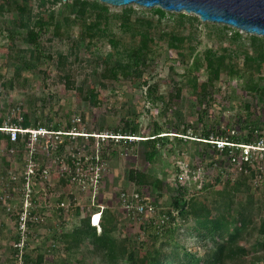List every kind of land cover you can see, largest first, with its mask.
<instances>
[{"label": "trees", "instance_id": "16d2710c", "mask_svg": "<svg viewBox=\"0 0 264 264\" xmlns=\"http://www.w3.org/2000/svg\"><path fill=\"white\" fill-rule=\"evenodd\" d=\"M33 1L0 0V16L11 13L6 20L10 38L7 54L13 61L17 77L24 72L35 74L44 61H55L66 87L77 90L79 97L90 106L100 105L102 90L128 81L140 88L151 102L161 106L165 120L155 122L153 129L144 132L134 108L130 107L128 115H123L118 124L95 125V131L88 133L76 123V113L74 120L71 114L64 116L66 122L63 123L57 120L60 114L43 111L41 115L36 101L27 102V106L22 102L17 116L9 123L0 113V210L12 217L15 228L16 211L22 208L27 176L24 167V171L17 172L20 176L13 178L12 169L15 159L27 164L29 134L18 135L13 141L1 128L11 125L45 127L60 132L59 138L54 136L50 143L40 138L35 145L32 159L36 167L30 180L31 213L36 219L28 222L22 250L15 246L21 237L15 230L10 244L11 264H20L17 256L20 252L21 264H51V251L54 252L51 254L53 262L59 264H264V153L257 150L244 160L241 158L243 147L237 146L254 145L264 139V126L253 121L254 107L264 109V36L158 6L127 5L116 18L112 11L114 5L100 0H41L44 11L37 14L32 7ZM56 5L60 6L55 8ZM199 25L218 32L222 46L214 44L199 50ZM75 26L79 29L77 35L71 32ZM47 32L70 38L74 51H59L56 56L45 51L42 37ZM19 38L25 48L16 45ZM99 38L107 39L111 45L105 54L92 48ZM81 55L94 63L88 73L91 81L88 76L81 81L77 79L74 61ZM164 56H174L183 73L180 76L175 67L171 68L170 88L160 93V83H150L153 77L148 79L147 75ZM224 76L228 82L240 79L237 88L230 87L241 88L246 93L245 99L249 98L248 102L242 101L245 113L238 115L233 126L207 119L210 108L218 102L216 92L222 91L220 84ZM186 88L195 96L189 121L178 108ZM169 113L174 120L169 119ZM80 117L83 121L86 118L83 114ZM216 140L234 145L227 144L221 150L214 143ZM188 142L197 146L198 164L179 167L177 163V176L172 183L159 176L156 164L167 150L181 153L178 146ZM140 148L141 165L125 171V179L134 189L120 186L118 195L106 197L104 201L101 194L109 184L116 186L117 181L110 178L111 169L106 163L112 156L135 149L136 153ZM210 153L223 158L220 163L225 168L220 176L205 172L218 164L214 157L210 168L204 167L203 160ZM52 163H56L58 170V181L54 184L48 182L44 173L51 171ZM81 166L87 178L78 173ZM198 171L202 178L193 186L191 179ZM95 176L96 188L92 180ZM83 188L89 200L91 195H97V205L104 206L101 231L91 223V215L101 207H85L78 202L75 192ZM56 192L59 193L56 204L67 197L71 199L69 222L65 207L49 204L50 195ZM165 192L171 198L170 204L163 208L151 195H164ZM135 193L141 195L144 204L153 207V212L147 208L144 213L134 214L124 206L122 194ZM128 201L132 200L128 198ZM46 211L54 221L51 231L46 235L44 248L32 250L34 237L43 231ZM2 247L1 240L0 249ZM59 247L65 252L63 258L55 256Z\"/></svg>", "mask_w": 264, "mask_h": 264}, {"label": "rangeland", "instance_id": "374dc122", "mask_svg": "<svg viewBox=\"0 0 264 264\" xmlns=\"http://www.w3.org/2000/svg\"><path fill=\"white\" fill-rule=\"evenodd\" d=\"M40 3L41 0H34L32 2V7L35 14H37L39 11H44V7ZM134 5L136 6V4ZM59 6L60 5H56L55 8H58ZM126 6L127 5L112 6V11L115 13L116 18H118L119 14L125 10ZM10 16V12H5L4 16H0V113L7 117L8 123L14 116H17L18 106L21 105L22 102H25L24 106H27V102L33 103L32 101H36L38 107L42 111L41 115H43V111H45V113H49L50 111L54 114L57 113V115L60 114L56 117L57 120H61L63 123L66 122L64 116L71 114L73 118L72 120H74V113H76V123H78L82 131H86L88 133L94 132L97 125L103 124L104 127H106L107 125L118 124L120 118L123 115H128L130 107L134 108L136 116H138L144 132H148L153 129L155 122H164L165 118L161 114V106H159L158 103L156 104L151 102L145 96V94H142V90L140 88H135V86H133L128 81L117 82V86H114L113 88H110L106 91L102 90L100 94V98L102 99V101H100V105L90 106L79 97L77 90L68 89L66 87L65 80L61 79L59 76V69L55 61H44L35 74H32L31 72H24L22 76L17 77L14 74L15 68L13 61L7 54L10 47V38L8 37V31L6 30V27L9 26V23L6 22V20L8 21ZM45 19L47 22V18ZM198 30L199 33L197 41H200L198 45L199 50H204L206 47L214 44L217 47L222 46L220 45V43H222L221 35L218 32H214L211 27L199 25ZM78 31L79 29L75 26L71 32L72 34L77 35ZM229 39L231 40V38ZM226 43L229 44L230 41H227ZM16 45L20 48L26 47V45L23 44L21 38L16 41ZM42 46L45 51L52 53L54 56H56L57 52L59 51L65 53H71L74 51V47L72 46V41L70 38H61L53 32H47L43 35ZM92 48L100 50L102 54H105V52L111 49V45L107 39L99 38L94 42ZM174 58V56L171 58H166L164 56V58L160 60L159 65H156L151 70V73L149 74L150 77L147 75L148 79L153 77L151 80H149V82L151 81L150 83H160V93H165L170 88V83L172 82L171 68L175 67L180 76L183 73V69L181 68L182 66L178 62H175ZM71 60L74 61L73 59ZM93 64V62L87 61V56L83 55H81L78 60L74 61L75 68L78 70V81H81L82 78H87ZM89 77L90 76H88V80L91 81ZM92 82H94V80H92ZM238 83H241L240 79L228 82L226 80V76H224V79L220 84L222 86V91L216 92L218 102L215 106L210 108V113L208 114L207 118L209 121L215 120L220 122L222 125L229 124L230 126H233L238 119V115L245 113L244 111L246 109L243 108L244 104L242 105V101L248 102L249 98L245 99L246 93L242 91L241 88L238 90L233 89V87H238ZM146 88L147 85L144 86L143 91H145ZM193 100H195V96L191 94L189 88H186L184 91L183 102L178 105V108L181 109L183 118L186 119V121H189V111L193 106ZM44 103H46V105ZM80 114H83L86 117L84 121L80 117ZM133 116L135 117V115ZM168 116L169 119H173V115L171 113H169ZM175 117V120H177L178 117ZM253 121L254 123L264 126L263 108L256 110L254 107ZM74 133L77 134L76 132ZM105 133L106 132L103 134L104 136L106 135ZM95 135L99 136L97 133ZM178 149H182L181 153H179V150L175 153H170L167 150V152L156 164L160 170L158 175L167 179V181L171 183L175 181L177 176V163H179V167L186 166L188 164L191 167H195V165H197L200 161V155L197 152V146L193 142L181 144L178 146ZM132 151L133 152L129 153H121L119 156H112L110 161L106 163V167L109 164L111 169L109 172V176H111L110 178L113 177L117 181L116 186L109 184L105 188L104 194H101V197L104 201L106 197L118 195L117 192L119 193V189L117 188L120 186L126 187L130 190L134 189V186L132 184L130 185L125 179V171L128 167L141 165L142 149L140 148L136 153V149ZM214 157L217 158L216 160H218V164L212 167L210 170H205V172L210 174V176H220L222 175V172L225 168L220 163V160L223 158L220 156ZM214 157L212 156V153H210L208 156H206L205 160H203V164L206 169L210 168V163L214 161ZM25 166L26 165L24 162L15 159L12 169L13 178H18L20 175L17 174V172L24 171ZM50 168L51 171L47 174V180L51 184H54L58 181L56 176L58 171L56 169V163H52ZM84 171L85 170H83L82 166L79 167L78 173L80 176H85L87 178L88 175H85L86 171ZM96 171L98 172L97 169ZM194 175V178L191 179L193 182L192 185L197 186L201 181L202 174L198 171L197 174ZM95 179L96 176L92 178L94 183ZM75 193L77 194L76 197L78 198L79 204H83L85 207H88V205H94L93 203L98 202L96 200L97 198L95 199V202H93V199H88L89 195L85 188L81 189V191L77 190ZM58 195V192L50 195L49 204H52L51 207H55ZM151 198L158 199L159 204L163 208H166L170 204L171 195L165 192L164 195H151ZM70 200L71 199L68 197L66 200H64L67 205L65 213L67 214L68 222L72 218V215L68 210L70 208ZM46 213L47 215L43 218V231L41 233H37L34 237V240L31 243L32 250H36L37 247H41V249H43V246L45 245L44 242L47 240L46 235L51 231L50 226H52L54 221L50 218L51 215L47 211ZM15 230V223L13 222L12 217L3 210H0V241L2 240L3 242V247L0 249V264H11L12 262L9 258L11 252L10 244L13 242L14 236L16 234ZM131 231L136 233L134 228H131ZM58 249L59 252L56 253L55 256H57V258L65 257L64 250H62L61 247ZM51 254L54 255V252H50V261H52L50 263L59 264L53 262V256Z\"/></svg>", "mask_w": 264, "mask_h": 264}, {"label": "water", "instance_id": "95a60500", "mask_svg": "<svg viewBox=\"0 0 264 264\" xmlns=\"http://www.w3.org/2000/svg\"><path fill=\"white\" fill-rule=\"evenodd\" d=\"M67 1V0H64ZM125 6L136 4L167 11L193 13L202 21L222 23L242 32L264 36V0H100Z\"/></svg>", "mask_w": 264, "mask_h": 264}, {"label": "built area", "instance_id": "2783aa9c", "mask_svg": "<svg viewBox=\"0 0 264 264\" xmlns=\"http://www.w3.org/2000/svg\"><path fill=\"white\" fill-rule=\"evenodd\" d=\"M3 131H6L7 133L10 134V137L13 141L17 140L18 135H26L29 134L28 136V141H29V147H30V157L27 160V164L25 166L26 168V178H27V183L24 188V195H22V208L16 211L17 214V230L21 233L20 240H18L17 243H15V246L20 248L21 250L23 249L25 243H26V238H27V233L29 230V225L28 222L32 219H36V217L32 216L31 213V208L33 207V201H32V187H31V176L35 173V167H36V162L32 159V155L35 152V145L36 143L40 140V138H44L46 143H50L53 139L54 136L56 138H59L58 136L60 135V132L57 131H51L45 127H39L37 129L34 128H22L19 126H8L1 128ZM214 143L217 145L219 149H223L227 144L234 145L232 143H228L223 140H216ZM237 146H242L243 147V154L241 156L242 159L248 160V158L251 157L252 153L255 151L259 150L264 153V139H261L257 144H249V145H237ZM235 160V158H234ZM44 173L48 174V171L45 170ZM94 187L96 188V179H95V184ZM8 197V196H7ZM97 195H91V199H93V202H95ZM122 201L124 203V206L129 210L132 211L134 214H139V213H144V211L148 208L150 212H153V207L148 206L147 204H144L141 201V195L134 194V195H125L122 194ZM128 198H130L132 201L129 202ZM50 202V201H49ZM129 202V203H128ZM94 205H97V203H93ZM52 205V204H51ZM61 206L66 208V203L65 201H62L58 204L55 205V207ZM101 207L98 211L94 212L91 215V223L92 225L96 226L98 231H101V217H102V211L104 209V206L97 205ZM8 209H10L8 207ZM20 264L22 263V252H20L18 255Z\"/></svg>", "mask_w": 264, "mask_h": 264}]
</instances>
